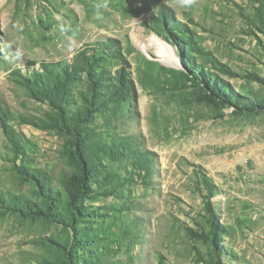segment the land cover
I'll return each instance as SVG.
<instances>
[{"label": "rangeland", "instance_id": "rangeland-1", "mask_svg": "<svg viewBox=\"0 0 264 264\" xmlns=\"http://www.w3.org/2000/svg\"><path fill=\"white\" fill-rule=\"evenodd\" d=\"M244 12L249 0H0V107L23 136L15 152L0 120V264H264V32ZM62 63L74 103L94 74L108 71L105 89L129 73L127 100L89 125L151 152V176L103 158L133 181L105 194L89 180L71 202L66 136L36 125L50 110L23 79Z\"/></svg>", "mask_w": 264, "mask_h": 264}, {"label": "trees", "instance_id": "trees-1", "mask_svg": "<svg viewBox=\"0 0 264 264\" xmlns=\"http://www.w3.org/2000/svg\"><path fill=\"white\" fill-rule=\"evenodd\" d=\"M251 12H244L242 16L257 31L264 32V0H249ZM184 44L190 46V41L185 42L182 37L178 38ZM195 49V48H193ZM187 52V51H186ZM195 53L205 56L206 61L211 63L207 54L202 50H195ZM192 59L186 53L185 65L191 68ZM194 64V63H193ZM65 63L55 66L56 70L44 68L45 73L36 74L32 78L23 77L26 86L32 92V96L49 107L46 119L34 122L30 117L25 118L26 123L39 125L40 128L57 129L66 136V152L74 163L75 172L70 177H64L62 185L67 191L71 202L86 194L90 190L88 181L93 180L97 188L105 194H111L119 186H124L132 180L133 173L129 172V180L111 172L102 173L100 166L103 158L114 161H128L136 170L145 171L147 177L151 176L149 171L152 163V154L149 151H141L138 147L133 149L132 141L129 139L112 140L103 142L98 138L96 131L89 123L95 112L107 109L109 103H120L127 100L131 89V80L127 77L128 72L122 68L113 78L111 84L102 89V82L105 81L108 71L102 70L90 79L88 91L81 97L80 103H74L71 98L69 87L74 79L77 70H68ZM86 73H88L85 70ZM13 115L8 110L0 107V120L3 131L14 147V151L20 149L23 136L15 132L7 123L13 120ZM195 173L198 175L203 188L208 193H213L215 187L213 179L208 176L202 166H197ZM30 175L38 182L42 189L46 190L49 178L47 174L38 168H29ZM9 205H22L23 201L17 197H9L6 200ZM76 242L80 240L73 239Z\"/></svg>", "mask_w": 264, "mask_h": 264}, {"label": "clouds", "instance_id": "clouds-1", "mask_svg": "<svg viewBox=\"0 0 264 264\" xmlns=\"http://www.w3.org/2000/svg\"><path fill=\"white\" fill-rule=\"evenodd\" d=\"M184 3H191V0H184Z\"/></svg>", "mask_w": 264, "mask_h": 264}]
</instances>
